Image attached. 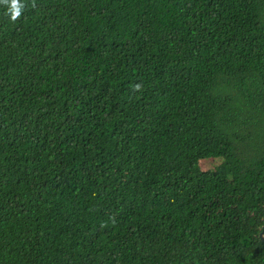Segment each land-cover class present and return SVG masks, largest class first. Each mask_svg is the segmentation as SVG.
<instances>
[{
    "label": "trees",
    "instance_id": "trees-1",
    "mask_svg": "<svg viewBox=\"0 0 264 264\" xmlns=\"http://www.w3.org/2000/svg\"><path fill=\"white\" fill-rule=\"evenodd\" d=\"M21 2L0 264H264V0Z\"/></svg>",
    "mask_w": 264,
    "mask_h": 264
},
{
    "label": "clouds",
    "instance_id": "clouds-1",
    "mask_svg": "<svg viewBox=\"0 0 264 264\" xmlns=\"http://www.w3.org/2000/svg\"><path fill=\"white\" fill-rule=\"evenodd\" d=\"M0 4L8 6V14L13 22L21 17L25 7L21 0H0Z\"/></svg>",
    "mask_w": 264,
    "mask_h": 264
},
{
    "label": "rangeland",
    "instance_id": "rangeland-1",
    "mask_svg": "<svg viewBox=\"0 0 264 264\" xmlns=\"http://www.w3.org/2000/svg\"><path fill=\"white\" fill-rule=\"evenodd\" d=\"M203 167L204 168H210L212 167L213 165L217 164L219 159L218 158H214V160L212 158H208V159H203ZM210 160H213V161H210Z\"/></svg>",
    "mask_w": 264,
    "mask_h": 264
},
{
    "label": "water",
    "instance_id": "water-1",
    "mask_svg": "<svg viewBox=\"0 0 264 264\" xmlns=\"http://www.w3.org/2000/svg\"><path fill=\"white\" fill-rule=\"evenodd\" d=\"M259 237L264 242V220H263V224H262V229L259 232Z\"/></svg>",
    "mask_w": 264,
    "mask_h": 264
}]
</instances>
